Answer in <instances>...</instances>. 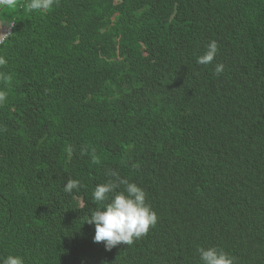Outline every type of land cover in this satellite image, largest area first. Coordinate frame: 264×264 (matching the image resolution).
Listing matches in <instances>:
<instances>
[{"label": "trees", "instance_id": "1", "mask_svg": "<svg viewBox=\"0 0 264 264\" xmlns=\"http://www.w3.org/2000/svg\"><path fill=\"white\" fill-rule=\"evenodd\" d=\"M1 17L0 257L200 264L216 247L264 264V0H17ZM109 169L158 216L110 251L86 222Z\"/></svg>", "mask_w": 264, "mask_h": 264}, {"label": "clouds", "instance_id": "2", "mask_svg": "<svg viewBox=\"0 0 264 264\" xmlns=\"http://www.w3.org/2000/svg\"><path fill=\"white\" fill-rule=\"evenodd\" d=\"M17 0H0V8H14ZM56 0H27V10L47 11L50 10ZM3 22V21H2ZM4 24V23H3ZM14 22H8L4 26L6 33L0 45L12 33ZM218 44L215 40L207 45L206 52L197 57V63L201 65L210 64L218 53ZM6 63L3 56H0V65ZM224 71V65L217 64L215 72L220 75ZM7 79V77H4ZM151 88H160V84L152 82L147 85ZM134 91V90H133ZM145 94L139 97V102L149 104ZM8 93L0 90V106L7 103ZM70 134V132H68ZM72 136V132L70 138ZM108 174L114 177L106 183L98 184L93 191L92 200L97 205L86 220L89 224H94L95 235L93 242H104L105 249L110 251L112 248L123 243L132 245L136 240L145 236L151 227H155L158 216L147 203L146 191L135 182L122 178L118 171L109 169ZM123 186L122 190H119ZM82 184L77 179H68L63 186L65 193L71 194L73 190H79ZM109 194L111 199L109 200ZM200 264H235V257L229 253L218 250L216 247H199ZM0 264H25L24 259L19 255H7L0 257Z\"/></svg>", "mask_w": 264, "mask_h": 264}, {"label": "water", "instance_id": "3", "mask_svg": "<svg viewBox=\"0 0 264 264\" xmlns=\"http://www.w3.org/2000/svg\"><path fill=\"white\" fill-rule=\"evenodd\" d=\"M1 14H2V8H0V42L2 41L4 34L6 33V30H7V28L4 26L2 22Z\"/></svg>", "mask_w": 264, "mask_h": 264}, {"label": "rangeland", "instance_id": "4", "mask_svg": "<svg viewBox=\"0 0 264 264\" xmlns=\"http://www.w3.org/2000/svg\"><path fill=\"white\" fill-rule=\"evenodd\" d=\"M16 5H17V2H16ZM16 6L14 8H10L11 10L14 9L15 10Z\"/></svg>", "mask_w": 264, "mask_h": 264}, {"label": "bare ground", "instance_id": "5", "mask_svg": "<svg viewBox=\"0 0 264 264\" xmlns=\"http://www.w3.org/2000/svg\"><path fill=\"white\" fill-rule=\"evenodd\" d=\"M95 19H96V18H95ZM97 21H98V20H97ZM94 22H95V21H94ZM101 23H102V22H101ZM101 23H100V24H101ZM93 24H94V23H93ZM102 24H103V23H102Z\"/></svg>", "mask_w": 264, "mask_h": 264}]
</instances>
